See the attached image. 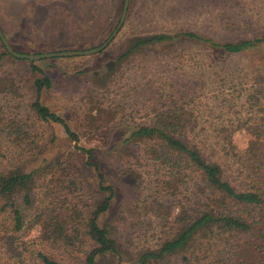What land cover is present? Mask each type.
Instances as JSON below:
<instances>
[{"label": "trees", "instance_id": "trees-1", "mask_svg": "<svg viewBox=\"0 0 264 264\" xmlns=\"http://www.w3.org/2000/svg\"><path fill=\"white\" fill-rule=\"evenodd\" d=\"M121 5L115 0L108 17ZM4 56L38 73L28 111L24 83L2 68ZM137 57L157 70L173 65L147 88L132 86L142 102L128 105L142 121L125 124L132 118L114 100L104 104V92L90 91L82 104L89 130L108 147L106 177L93 147L78 144V130L41 102L48 76L0 41L2 250L16 252L19 264H264V28L249 36L179 29L137 38L117 59L122 71L134 68L145 79L151 71ZM37 122L57 124L70 148L54 151L52 131L39 141ZM109 176L129 177L128 191ZM33 228L37 234L27 236Z\"/></svg>", "mask_w": 264, "mask_h": 264}, {"label": "rangeland", "instance_id": "rangeland-1", "mask_svg": "<svg viewBox=\"0 0 264 264\" xmlns=\"http://www.w3.org/2000/svg\"><path fill=\"white\" fill-rule=\"evenodd\" d=\"M114 3L115 0H0V30L10 47L21 53L88 49L91 44H97L105 37L119 18L120 14L117 16L116 13L108 17V11ZM127 6L129 8L126 9L122 26L103 50L89 55L57 56L33 61L51 81L50 87L42 90L41 102L65 118L72 129L78 130V144L93 147L94 159L106 177L110 169L103 158L108 147L102 146L104 141L99 132L89 130L88 118L83 114L82 106L89 101L87 94L90 91L104 92L98 95L104 104H111L112 100L119 103V107L121 104L123 109L117 110L118 113L125 118H132L129 123L124 121L125 124L142 121L143 112L128 105L129 101L135 100V92L138 91L133 87L138 89L140 85L147 88L149 81L157 79L173 66L164 68V62L162 68L157 70L153 68V61L137 57L134 63L139 62L144 69L147 67L151 71L143 79L140 71L134 68L122 71L123 66L120 67L117 59L119 54L134 44L135 39L153 33L192 29L206 35L231 37L249 36L252 31L264 28V0H128ZM75 37L81 40L64 42V38ZM82 39L90 42L81 44ZM176 49L171 53L178 55L179 49ZM162 52L165 53V50L153 55L160 57ZM2 65L4 70L24 83L19 93L21 103L28 111L27 103L32 92L28 85L38 73L30 70L28 61H15L9 56L3 57ZM124 94L129 98H124ZM124 100L127 101L125 104ZM140 102L142 100L136 101L137 104ZM122 117L117 115V118ZM30 119L35 121L31 113ZM34 128L39 141L49 131L56 135L54 151L70 148L71 143L57 124L37 122ZM112 136L113 133L111 141ZM234 138L239 145L243 144V132H236ZM111 179L123 190L122 193L128 191L129 177ZM36 234L37 229L33 228L27 236ZM24 259L22 255L23 263ZM18 261L16 252L7 253L0 246V264H19Z\"/></svg>", "mask_w": 264, "mask_h": 264}, {"label": "water", "instance_id": "water-1", "mask_svg": "<svg viewBox=\"0 0 264 264\" xmlns=\"http://www.w3.org/2000/svg\"><path fill=\"white\" fill-rule=\"evenodd\" d=\"M128 0H122L120 15L118 18V21L115 25V27L112 29L110 34L106 37V39L100 43L99 45L88 48V49H80V50H62V51H51V52H44V53H21L14 51L6 38L4 37L3 33L0 30V41L2 45L4 46L5 50L12 55L15 58L19 59H27V60H36L40 58H48V57H57V56H73V55H89L94 54L99 51H101L103 48H105L108 43L113 39V37L116 35L118 29L121 27L122 22L124 20V16L127 9Z\"/></svg>", "mask_w": 264, "mask_h": 264}]
</instances>
